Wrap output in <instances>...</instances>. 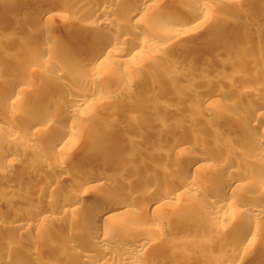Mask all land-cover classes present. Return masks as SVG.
I'll use <instances>...</instances> for the list:
<instances>
[{"label": "rangeland", "instance_id": "obj_1", "mask_svg": "<svg viewBox=\"0 0 264 264\" xmlns=\"http://www.w3.org/2000/svg\"><path fill=\"white\" fill-rule=\"evenodd\" d=\"M32 1L25 14H18L15 10V13H5L3 0H0V74L4 73L0 84L17 79L24 87L22 101L0 113L5 117L0 118V150L12 153L9 160L0 159V175L10 176L2 179L5 181L0 179V217L7 221L0 224V264H122L114 252L125 247L137 249L134 262L127 264H264V217L251 216L235 198L236 203L232 200L222 215L211 217L206 213L212 197L206 190L194 192L179 188V197L165 202L159 199L166 193V182L182 171L186 159L203 153L207 164L216 166L225 157L237 162V167L232 168L227 163L218 176H203V179L196 178V172L191 170L190 179L196 178L194 181L201 185H223L231 180L228 186L235 187L240 196L253 193L264 203V183L250 177L251 172L258 170V161L247 159L250 158L247 151L252 147L247 137L264 135V121L253 129L245 128L251 131L245 134L246 131L234 129L226 121L210 118L217 111H230L241 122H252L254 116L244 117L242 109L255 102L262 106L259 113H264V26H255L252 18V13L256 17L264 15V0L188 3L144 0L148 3L147 12L131 17H128L127 0H112L105 13L112 23L99 29L103 38L115 43V50L125 52L104 57L90 70L69 66L65 56L59 55L56 48L46 51V45L39 39L48 35L52 41L69 45L75 38L82 37L89 43L94 34L89 25H95L97 20L92 15V6H98L100 0ZM194 9L199 10L197 16L192 15ZM39 13L50 14L38 24L32 17L28 19V15ZM222 13L225 18L232 14L237 17L232 15L235 26L221 28L215 21L224 17ZM162 16L186 18L191 27L160 24L158 20ZM72 25L74 28L68 36L66 31ZM148 30H156L158 34L149 36L150 43L141 50L139 43L149 35L145 34ZM128 46L138 52L126 51ZM193 46L204 50L192 56L188 50ZM55 66L61 68L58 75L53 71ZM46 67H50L51 72L50 68L46 72ZM21 70L26 75L21 74ZM150 77L155 84L147 83ZM55 80L59 81V86L50 84ZM210 87H219L215 90L219 92L211 91ZM224 88L231 90L227 93L222 91ZM91 89L95 92L89 103L64 110L68 97L76 91L90 92ZM202 97H206L205 101ZM109 102L113 105L107 107ZM32 116L39 119L33 127L28 123ZM48 116L53 117L55 127L52 128L66 124L71 132L60 140L67 143L58 150L52 145L58 128L44 129ZM7 126L12 127L14 133L8 134ZM107 132H116V142H99V135ZM109 161L115 164L102 167L101 164ZM55 165H62L73 176L55 177L52 174ZM22 167H28L31 174H24ZM124 168L138 174L131 179L121 171ZM82 170L84 174L87 171L88 176L106 174L111 181L76 192L75 185L82 178L76 173ZM146 177L153 181L144 187L140 183ZM50 183L49 189H42ZM121 192L131 203L129 212L127 208H113L114 212L125 210L119 215L122 217L117 216L119 218L106 224L100 221L94 228H97V243L72 247L77 253L82 251L78 256L67 251L69 256L64 257L65 253H61L62 245L67 238L75 237V231L77 235L86 234L80 228L81 213L65 210L50 220L30 223L44 206L52 205L57 209L73 195L82 194L84 200H89L100 193ZM249 218L257 223L256 236L250 240L248 237L247 246L238 251L230 243L231 237L242 233L234 224ZM11 219L18 224L28 221L30 226L20 228L21 224L19 229L11 226L15 225L11 224ZM65 220L71 223V236L59 229ZM102 225L112 237L103 233ZM215 226L222 228L220 233ZM223 227L230 228L226 235L222 233ZM134 229L141 236H135ZM135 239L145 241L146 245L137 248ZM32 241L37 243L35 250L27 246ZM164 244L174 249L159 252ZM25 253L31 254L32 259L27 262L19 259V255Z\"/></svg>", "mask_w": 264, "mask_h": 264}, {"label": "bare ground", "instance_id": "obj_2", "mask_svg": "<svg viewBox=\"0 0 264 264\" xmlns=\"http://www.w3.org/2000/svg\"><path fill=\"white\" fill-rule=\"evenodd\" d=\"M111 1L112 0H100L98 2L99 3L98 6H92V11H93L92 15L97 20L94 22V23H96L95 25H89L92 29H94V34L92 36H90L89 43H85V41L82 40L83 39L82 37H80V38L78 37V38H75L73 43L68 45L67 43H64L63 41H60V42L52 41V39H51L52 37H50L48 35H45L44 37H41L39 39V41L41 42L42 45H46L45 46V48H46L45 50L46 51L53 50L54 48H56L58 53H59V55L65 56V59L67 60V64L69 66L74 67L75 65H78V66H82V68H84L85 70H88V69L90 70V67H92L93 65H94L93 67H96L99 63H101L104 60V57H106V56L110 57V56H113L114 54L115 55H122L125 51L122 50V49L115 50L114 49L115 43L103 38V34H101L100 29H99V27L103 28L105 26H109L112 23V20L105 16V13L107 12V7H108L107 4L110 3ZM182 1H185V2L188 3V2H193V1H196V0H182ZM32 2H33L32 0H3L2 3H3V6L5 7V13H11V11L14 12V10H15V12L16 13L18 12V14L19 13H24L25 14L26 13L25 9L29 8V6L31 5ZM126 4L128 5L129 10H130V13H129L128 17L133 16V14L147 12V9H145V8H147V4L148 3L146 4V2L144 0H127ZM33 8L34 7H32V9ZM198 13H199V10L198 9L197 10L194 9V11L192 12V15L193 16H197ZM48 14H50V13H48ZM48 14L47 13H44V14L43 13H39L37 15H28V19H29V17H32L31 18L32 21L35 22L36 24H38V23H40V21L44 20L46 15L48 16ZM232 15H229L230 17L228 16L226 18H225L226 15H224L223 18H221V19H219V20H217L215 22H217V24L221 28L222 27L223 28L224 27H229V26L232 27V25H234V22H236V21L233 20V16L234 15L233 16ZM252 15H253L252 18L254 19V25L255 26H258V27L264 26V15L261 16V17H259V16L256 17L257 16L256 13H255L256 16H254V13H252ZM21 16H23V14ZM25 17H26V15H25ZM46 18H48V17H46ZM235 18L237 19V17H235ZM158 22L160 24H170V25H176V26L178 25V26H180L182 28H187V29H189V27H191V22H189L188 19H186V18L184 19V18H180V17L176 18V17L162 16L158 20ZM97 25H99V26H97ZM49 28L52 29L51 27H49ZM73 28H74V26L72 25L71 29L66 31V34L68 36L71 35L70 34V32H71L70 30H72ZM46 31H45V33H46ZM145 34L146 35L149 34V35L146 37L145 40H142L139 43V45H140L139 49H141L143 46H147L150 43V41H149L150 39H148L149 36L154 35V34H158V31H156V30H154V31L148 30V31H146ZM173 36H177V34L173 35ZM238 43L235 44L234 46H237ZM75 48L78 49V50L74 51ZM203 50L204 49L202 47L193 46L192 48H190L188 50V52L190 54H192V56L193 55L195 56V55L201 54ZM126 51H128V52H132V51L136 52L137 50H134V48H132V46H128ZM182 63L183 62H180L179 65H182ZM55 67H57V68H55V69L53 68L54 69L53 71L56 73V75H58L59 74V70L61 71V68L59 66H55ZM49 68L50 67H48V68L46 67V72H48L49 70H50L49 72H51L52 69L51 68L49 69ZM47 69H49V70L47 71ZM20 72H21V74L25 73V72L22 73V70ZM25 75H26V73H25ZM2 76H4V73L0 74V79L2 78ZM22 83L23 82H21L20 80H17V79L16 80H12L11 79V80L5 82L4 84H3V82L0 84V113L3 112L4 109L9 108V106L16 105L18 103L17 101H22L23 98H22V95H21V90L24 88L22 86ZM147 83H149V85L155 84L151 77L147 79ZM50 84H55L57 86L60 85L58 80H55V81L51 82ZM90 84H91V82H90ZM212 87H214V86H212ZM70 89L68 91H70ZM209 89L211 90L212 88L210 87ZM217 89L213 88L211 91H215ZM224 89L226 90V88H224ZM224 89H222V91L227 92L228 89L226 91ZM230 90H228V92ZM93 91L94 90H92V89H91L90 92H78V91H76V93L71 95L72 97H70V98L68 97L66 99L67 101H65V103H64V104H66L65 107H64V110L66 108H68V107L73 108L76 104L82 105V104H84V103H86L88 101H91V98L94 96L93 93L95 92V91L94 92ZM215 92H219V91H215ZM128 94H130V91H128ZM221 94H223V93H221ZM255 95L257 97L259 96V94H257V93ZM205 98L206 97L203 98L204 101H205ZM232 99L234 101L233 97H232ZM203 103H201V104H203ZM204 104H206V103H204ZM112 105H113V103L109 102V103H107L106 106L110 107ZM261 108H262L261 104L255 102L254 104L246 105V107L242 109L243 110L242 114L244 115V117L254 116V118L252 119V122H249V123H247V122L244 123V121L241 122L240 121L241 119L238 120L237 117L235 118V116L234 117L232 116L233 114H230L231 113L230 111H228L229 112L228 113V112L224 111V109H223L224 112L217 111V112L214 113V111H213L214 114L213 115L210 114V115H212L210 118H211V120L219 119V120H222L223 122L226 121L228 123V125H230V126L233 125L235 127L234 129H238V130H241V131H243V130L246 131V132L243 131L246 134L247 132L250 131L248 129H253L254 126H257L260 121H264V113H262V112H261V114L259 113L262 110ZM2 116L0 115V118ZM52 118L53 117L48 116L46 118V120H44V129L46 128V130H47V128H49L51 130H54V129L58 128L57 129L58 133H56V135H54L53 140H52V145H54L56 147V150H58L59 148H61V146L63 147V144H65V142L67 143V141H63L62 142L60 140L64 136H67L68 134H70L71 132H70V129L68 128V126L66 124L59 125L60 127L58 126L57 128H52L54 126L53 125L54 121H53ZM6 119L9 120L10 117L6 118ZM28 119H29L28 123L32 127L35 124H37V122H39L38 121L39 119L37 120V116H32V118H28ZM207 120H210V119H207ZM0 121H1V119H0ZM7 122L9 124V121H7ZM11 128L12 127H9V126L6 127L5 130L8 132V134H11L10 131L13 130V129L11 130ZM245 128H248V129L245 130ZM115 134H116V132L102 133V134L99 135L98 140H99L100 143H114V142H116ZM244 136H246V135H244ZM247 138L249 139V143L252 146L247 151V154L250 156V158H247V159L250 160V161H252V159H257V161H258L257 162L258 170L256 169L255 172H253V173L251 172L250 173V175H251L250 177L254 178V179H257V180H259V181L264 183V135H262L261 133L257 134V135L249 134ZM3 142H4V140H3ZM60 142H61V144H60ZM174 144H176V142L173 143V145ZM197 144H198L197 142L194 143L195 146ZM177 145H179V144L177 143ZM174 146H176V145H174ZM92 148L98 149V147L97 148L96 147H92ZM183 149H184V147L182 148V150ZM215 150H217V149H215ZM127 152L125 151L124 153H127ZM11 154L12 153L10 152V150H7V149L0 150V159L2 161H4V160L7 161V160H9L11 158ZM218 154L220 155V153H218ZM215 157H217V155ZM184 161H185V159H184ZM218 161H219V158H218ZM221 161H222L221 163L215 164L216 166H214V164L210 165V164L206 163V158H205V155L203 153L202 154L201 153H196L193 156L188 157L186 159V163H185L184 167L182 168V171L179 174L175 175V177H172V178L170 177L169 180H168L169 182H166V183H168L167 187H166L167 190H165L166 193H164V196L162 198H159L160 201L164 200V202H165V201H168L170 198H175L177 196L179 197V193H180L179 192V188L193 189L194 192L203 191V190L205 191L206 190L212 197L210 202H209L210 203L209 209H207V213H206V214H209L210 217L213 216V215L217 216V215H220L221 213H223V210L226 209L227 207H229L231 202H233L232 200H234V198L236 200H238L237 203L240 206H243L244 209L247 210V213L250 214L251 216H253V217L254 216L255 217H257V216L264 217V203H260L259 202V198L257 197V195H254L253 193L251 194V193L248 192V194L245 193V195L243 194L242 196H240V194H238V192L236 191L235 187L228 186V185H230L228 183H230L231 180H227L226 183L223 184V185L214 184V183L212 185H208V184L207 185H201L200 184L201 182L200 183H198L199 181H197V183L195 182L196 181L195 179L197 178V176L200 177V179L201 178L203 179V176H205V177L212 176V175H217L218 176L220 174V172L224 169V166L227 163L232 168H236L237 167V162L236 163L231 162V160H227V159H225V157ZM114 164H113V161L112 162L109 161L108 163H103L101 165H102V167L105 166V167L108 168L109 166H113ZM233 164H236L235 167H233ZM64 168L65 167H62V165H60V166H58V165L56 166L55 165L52 168V174L55 177L56 176L59 177L60 179H62L64 177L67 178L69 176L70 177L73 176L71 173H68L67 171H65ZM27 169H28V167H27ZM27 169H25V167H24L23 169H21V171L24 174L30 175L31 172L28 171ZM191 170H193V172H196L195 174H197L196 178L194 179L195 181L188 177V175H189ZM82 171L83 172L78 171V173H76L77 176L80 175L83 178L82 179L80 177L79 182L75 185L74 189H76V192L83 191V190L87 189L88 187H91V188L95 187V185L100 184V183L102 184L104 182L111 181L109 176H107L106 174L97 173V174H93V175L90 174L91 176H88V175H86V174H88V173H86L87 171H85V174H84V170H82ZM121 171L124 172V174H126L125 176H127V177L130 176V178L133 177L134 175L138 174V172H135L133 170L131 171L128 168H126V169L124 168ZM18 174H19V172H18ZM144 174H147V172L144 173ZM144 174H143V177H144ZM8 177H10V176H9V174H6V173L0 175V179L1 180L5 179V178L8 179ZM147 177H149V176L147 175ZM147 177L145 179L143 178L144 181L141 179L142 182L141 183L139 182V183L141 185H143V186L146 185L147 182L149 183L150 180H152V179H149ZM2 181H5V180H2ZM261 182H260V184H258L260 187L262 186ZM51 183L49 185H45L42 189L43 190L49 189V187H51V185H52ZM150 184H151V182H150ZM144 187H146V186H144ZM257 187H255V188H257ZM140 188H141V186H140ZM109 194L108 193H103V194L100 193L99 195L96 194L97 196H92V198H90L89 200H84L83 197L81 196L82 194L81 195L80 194L79 195H73L65 202L64 205H59L57 209L54 208L52 205L44 206L45 208H42L38 213H36V215L30 220V223H32L33 221L36 222L37 220H41L42 221L43 219L50 220V218L56 217V216H58V214L64 213L65 210L74 211V212L77 211V213H79V214L81 213L82 215L80 217L81 218L80 219V222H81L80 225H82V226L80 228H81V230H83V232H86V234L85 233L82 234V232L80 233L79 231H77V232H79L78 235L75 233L76 231L75 232L72 231V232H74V234L71 233L72 229H71V223L69 222V220H67V221L65 220L63 223H61L59 225V229H60L61 232L69 233L70 236L73 234V237L75 236L73 239H71L72 237H70L69 238V239H71L70 241L67 238L66 243H64L62 245L63 246L62 247L63 248L62 249L63 252L61 254L65 253L64 257H66L68 255V254L66 255V252L68 251V252H71V254L73 253V254L78 256L79 254L82 253V251H81V253L75 252L76 250L73 251V248H74L73 246L74 245H81L82 243H83V245L84 244H87V245H91L92 244V245H94L95 242L98 241L97 240L98 235H97V232L95 231L97 228L94 229L95 226L97 227V225H99L100 221H102V223L104 222L106 224V223H109L112 220H115V219H117L119 217H122V216H119V215H121L125 210L124 211L122 210L121 212L120 211L119 212H117V211L114 212V211H111V210L113 208H117V207L118 208L121 207L122 209L123 208H125V209L127 208V210H128V208H129L128 206L131 204L125 199V196H124L125 193L123 194L121 192V193H116V194H112V195L111 194L109 195ZM236 200H234L235 203H236ZM200 209H202V208H200ZM129 210H128V212H129ZM191 210H194V208L193 209L191 208ZM204 211H206V210H204ZM117 216H119V217H117ZM3 219H4L3 217L2 218L0 217V224H4V221H6V220L3 221ZM20 220L23 221L25 219L21 218ZM13 221H15V219L14 220H12V219L10 220L11 224L14 223ZM22 221H21V223L19 222V224L16 222V223H14L15 225H11V224L10 225L14 226V227H18V228H19V226L21 224H22V226H20V228H23V227L27 228L28 226H30V223L28 221L25 224L22 223ZM39 226H40V223H39ZM44 226H46V223H45ZM222 226H224V225H222ZM234 226H236L237 231L242 232V233H240L239 235H236L235 238L231 237L230 243H232V245H234V247L236 249H238V251H239L240 249H244V247L247 246L248 240H250L256 234V232H257V223H255L254 220H251V218H249V219H246V220L242 219V221H237L234 224ZM14 227H13V229H14ZM216 227L217 226H215V230L220 233L222 228L219 229V228H216ZM229 229L230 228L224 229V227H223L222 233H224L226 235L229 232ZM103 231H104L103 232L104 234H108V235L110 234L109 230L107 231L105 227L103 228ZM87 232L89 233L88 235H87ZM134 235L135 236H139V235L141 236L140 232L138 230H135V229H134ZM109 236H111V235H109ZM247 238H248V240H247ZM136 239H139V238L137 237ZM136 239L134 241L138 243V244L135 245V246H137V248H140V247H143L144 245H146L145 241L136 240ZM261 239H263V238H261ZM34 242L35 241H32V242L28 243L27 246L35 250V248H37L36 247L37 243H34ZM36 242H37V240H36ZM102 247L101 248L99 247V248L102 249ZM173 249H174V247L172 245H165L164 244V245H162L160 247V251L159 252H161V253H164V252L166 253L167 252L168 253V252H170ZM102 250L105 251L106 249H102ZM135 250H137V249L136 248L132 249L131 247H125L124 249L120 250L119 252H114V253H115V257L120 262H122V264H127V263H133L134 262L135 252H136ZM238 251H236V252H238ZM106 252H109V251L106 250ZM83 253H85V252H83ZM71 254H70V256H71ZM19 257H20L19 259H21V258L25 259L26 262L29 261L30 259H32L31 254H27V253L19 255ZM23 262H25V261L23 260ZM21 263H22V261H21Z\"/></svg>", "mask_w": 264, "mask_h": 264}]
</instances>
